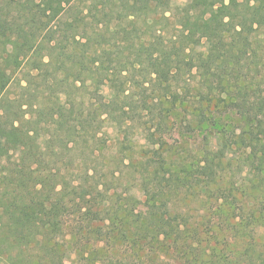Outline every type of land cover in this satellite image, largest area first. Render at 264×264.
<instances>
[{
    "label": "trees",
    "instance_id": "16d2710c",
    "mask_svg": "<svg viewBox=\"0 0 264 264\" xmlns=\"http://www.w3.org/2000/svg\"><path fill=\"white\" fill-rule=\"evenodd\" d=\"M0 264H264V0H0Z\"/></svg>",
    "mask_w": 264,
    "mask_h": 264
},
{
    "label": "rangeland",
    "instance_id": "374dc122",
    "mask_svg": "<svg viewBox=\"0 0 264 264\" xmlns=\"http://www.w3.org/2000/svg\"><path fill=\"white\" fill-rule=\"evenodd\" d=\"M12 91H14L16 93L18 90H16V89L13 88ZM132 132H133V130H132ZM131 138L136 140V139H139V136H138V134H135V132H133V135L131 136ZM116 148H117V145H116ZM107 159L112 160V158H110V157H108ZM112 168H113V166H112ZM122 169H124V168H122ZM123 171H125V173H126L127 172V169H125Z\"/></svg>",
    "mask_w": 264,
    "mask_h": 264
}]
</instances>
